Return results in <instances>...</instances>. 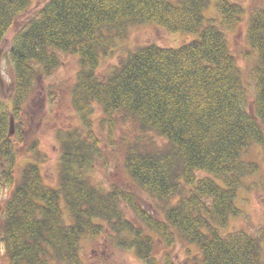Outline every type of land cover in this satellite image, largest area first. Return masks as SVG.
<instances>
[{"label": "trees", "instance_id": "1", "mask_svg": "<svg viewBox=\"0 0 264 264\" xmlns=\"http://www.w3.org/2000/svg\"><path fill=\"white\" fill-rule=\"evenodd\" d=\"M40 1L0 0V49L21 19L2 54L13 74L7 98L0 86V178L15 182L0 215L10 264H85L88 238L144 264H176L178 245L181 264H264V235L229 227L242 212L239 190L261 167L250 152L264 157V0L247 4L250 79L228 38L246 0H216L220 19L205 17L210 0ZM146 24L197 35L178 47L139 45L100 74L103 58ZM71 54L73 81L46 87L54 103L64 85L78 119L55 128L58 184L45 182L37 138L16 178L23 132L16 122L10 134L11 117ZM117 149L122 170L99 181Z\"/></svg>", "mask_w": 264, "mask_h": 264}, {"label": "rangeland", "instance_id": "2", "mask_svg": "<svg viewBox=\"0 0 264 264\" xmlns=\"http://www.w3.org/2000/svg\"><path fill=\"white\" fill-rule=\"evenodd\" d=\"M237 1V0H236ZM36 3H40V0H34ZM264 2V1H262ZM246 14L243 16V20L236 27L234 31H228V38L230 45L234 52L238 55L239 64L243 69L246 79L249 78V71L253 58L246 56V50L249 49L245 34L247 29L248 20L250 19L251 10L247 4L251 7L253 5L252 0H246ZM205 17L208 18H221V13L217 8L216 0H210L208 7L206 8ZM21 25V19L18 20L7 32L4 50L9 47L11 36ZM227 32V31H226ZM197 34L187 33L182 31H169L161 26L152 24L134 26L130 29L129 35L120 40V46H117L113 53L105 56L99 67V73L106 74L115 64L123 60L127 52L139 45L155 42L164 46L178 47L182 42L191 40L196 37ZM255 56L257 51H254ZM64 63L58 71L54 73L50 78H44L41 74L38 84V91L33 99L26 102L20 112L19 119L15 120V132L18 130L16 122H20L23 132V141L17 143V149L19 152L18 162L19 166L15 170V176L18 178L21 170V165L25 161L30 159L28 155V148L31 141L34 138L39 140V145L45 159L41 160V169L44 175L45 182L50 185L58 184L59 176V155L60 146L56 139L55 128L58 126H71L78 123L74 109L69 103V94L66 91L63 92V86L56 91V102L49 101V92L46 90L48 83H61L68 79L73 81L76 71L78 70L77 57L73 54L70 56L63 55ZM1 71L4 79V86L2 87V94L4 98H7L12 87L13 74L11 69L7 68L5 59L2 57ZM244 76V77H245ZM65 83V86H68ZM17 129V130H16ZM252 156H255L260 160L261 167L259 172L249 176L246 179V186L239 190V196L237 198V204L242 209L240 215L232 217L230 221V229H246L256 235H264V157L259 150L253 149ZM120 150L117 149L114 155H111V163L107 170L103 167L98 168L96 172L97 179L108 180V172L111 174L116 173L117 168L122 170V162H120ZM1 166V165H0ZM121 173V171H120ZM199 174L202 175L201 172ZM0 178V215L4 209V205L7 199L10 198L14 183H1ZM151 209L152 204H147ZM264 247V242H263ZM103 239L92 240L88 238L83 243V259L85 264H144L138 259L136 254L131 250L126 251H106L104 249ZM0 250L3 258H0V264H6L8 257L6 255L4 244L0 238ZM97 252L100 254V258H97ZM100 252V253H99ZM176 264H181L186 258L185 249L181 245H178L173 252Z\"/></svg>", "mask_w": 264, "mask_h": 264}, {"label": "water", "instance_id": "3", "mask_svg": "<svg viewBox=\"0 0 264 264\" xmlns=\"http://www.w3.org/2000/svg\"><path fill=\"white\" fill-rule=\"evenodd\" d=\"M2 53H3V50H0V85L1 86H3L4 84L3 76L1 73ZM13 132H14V118L11 119V125H10V133H13Z\"/></svg>", "mask_w": 264, "mask_h": 264}, {"label": "flooded vegetation", "instance_id": "4", "mask_svg": "<svg viewBox=\"0 0 264 264\" xmlns=\"http://www.w3.org/2000/svg\"><path fill=\"white\" fill-rule=\"evenodd\" d=\"M7 255V254H6ZM3 258V256H2V254H1V250H0V258ZM7 257H8V261H7V263L6 264H10V258H9V256L7 255Z\"/></svg>", "mask_w": 264, "mask_h": 264}, {"label": "bare ground", "instance_id": "5", "mask_svg": "<svg viewBox=\"0 0 264 264\" xmlns=\"http://www.w3.org/2000/svg\"><path fill=\"white\" fill-rule=\"evenodd\" d=\"M122 61V60H121ZM120 62V61H119Z\"/></svg>", "mask_w": 264, "mask_h": 264}]
</instances>
